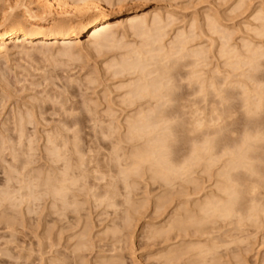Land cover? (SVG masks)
I'll use <instances>...</instances> for the list:
<instances>
[{
  "label": "rangeland",
  "instance_id": "rangeland-1",
  "mask_svg": "<svg viewBox=\"0 0 264 264\" xmlns=\"http://www.w3.org/2000/svg\"><path fill=\"white\" fill-rule=\"evenodd\" d=\"M11 1L16 3L15 0ZM18 1L19 0H17V4L19 3ZM98 1L100 2V0H93V2H95L93 4L98 5ZM135 1L115 0L114 3L113 0L112 3L116 4V8L114 7L115 9L103 5L102 2H100L99 6L100 10L102 11L110 10L113 13L119 14L120 17L117 19L115 18L114 20H121V22L122 19L120 18H125V16L128 17L127 15L131 16L133 14L145 13L147 16L151 15L152 17V15L158 14L163 20L166 19L164 20L165 22L163 21V28L164 26L166 28V24H168L169 27L162 29V34L165 36V38H163V45L165 44L169 50L175 36L179 32H184V37L187 40V44L191 42L189 45H186L189 51H191L193 48L195 50L200 47L205 49L207 53L205 56L207 58H204L202 62H197V59L195 58H193L195 60L191 61L189 60L191 57H185L187 60H184V58L180 60L179 63L183 64L182 68H180L181 74L179 72V75H176L173 83L175 86L176 81L178 80L177 88L179 86L181 89H179L180 91L177 89V93L179 92L178 94H180L181 92L187 102H183L184 109L182 108L183 111L181 114L174 119L169 120L168 123L176 129H179L180 127L193 129L196 127V120L202 122L204 127L206 126L203 128L205 131H201L200 129V133L199 130L196 133L200 137L202 136V143L207 138L217 140L215 141L217 142V145L214 142L216 147L214 146L211 152L212 160L206 159L205 161L203 160L201 162L202 165L200 164L199 166H194L192 168L193 172L191 171L190 176L189 174L187 176V179L189 177L190 182L186 184L181 182L179 185L180 182L177 181V184L175 185V191L173 192L178 193L179 196L178 194L176 195V193L173 194L172 188L170 191L174 196H164V192L166 193L168 191L166 189L170 187L163 185L164 183H162L159 179V181H155L154 179L152 180L151 174L149 173L144 174V177L132 176L130 178V183L134 184L132 186H134L133 188L135 189H131V198L132 201L136 202L137 204L140 202L141 207L139 204L136 206L139 211L135 213L137 216H132V221H134V223L129 222L130 230L127 228L129 225H126L127 229L124 227V229H121L123 232H121V230L118 231L119 234H116L117 236L119 235L118 237L114 238L116 235H110V233L108 235H104L105 228L107 226L112 227L113 224L110 222H112V220L116 219L117 217L112 215L114 210L112 209L113 211H111V208L105 209V205H101L104 206L102 209H105V211H103L101 206H98L99 204L93 198L94 193H99V191H101L99 188L103 183L99 181L98 183L97 181L95 182L93 177L92 179L94 182L91 178V181L87 182L86 184L83 182L85 186L82 191L85 195L82 193V191L78 194L75 193L78 197L76 200L79 202V210L82 209V213L78 211L80 214L79 216L81 218L83 216L84 219L80 220V217L77 215V213L74 214V212H71L68 209L66 211L67 214H65L66 218L63 216L66 219L65 222L63 217H60V219L55 215V212H52L54 209H52L53 204H51V199H48L47 197V199H45L43 195L42 198L41 194H39L41 183L40 179H42V175H44V172L48 170V168L54 166V164L48 162L47 160L49 158V153L47 151L49 146L51 147L48 141L56 142V146L59 145V148L63 145L64 141L68 142V148L66 149H71L72 151L76 150L74 147L76 144L79 145L76 146V148L78 150L81 149L84 151L82 155L84 156L85 161H89L91 158L93 159V157L105 159L110 156V154L117 156L116 154L121 155L124 153V155L127 154L125 156L127 159H129L130 154L132 156V154L135 152L134 150H136L140 144L142 145V141L138 142V144L137 142L134 144V142L131 143L127 140V138L129 139L130 136H128L124 129L126 126L125 120L129 116L133 117L135 110L132 108H126L127 106L122 102L125 98L126 92H128V88H126L127 84L133 83L136 76L126 74L124 77H115L113 74L117 67H115V64L121 62L123 57H129L128 53L130 55V51H132V49L135 50L134 48H140L143 45V39L145 38L144 35L139 36L134 34V32L131 30L128 32V28L126 29L128 33H126L124 28L121 27L122 29L120 28L121 30L119 29L120 31H117V33L119 32L117 35V42H115L113 45L111 44L109 47L96 50L94 49V46H91V44L88 45L86 42L87 35H85L82 38V42L85 44L69 49L71 55L67 53L68 55L66 56L62 55L64 54V49L59 43L49 48H40L38 46L39 48L27 52L28 55L26 53L19 54L18 50L13 49V46L10 45L11 50L8 53V57L5 59L2 58V61L0 60V75H2L0 76V195L2 196V193L6 190L9 191L11 187L13 191L10 190L11 195L8 193V191H6L9 197V203L5 201L7 204L3 202L2 197H0V214L2 215V218H8L7 221L9 220V229H3L0 216V264H99L103 261L104 257L108 259L112 257L113 254L114 257L117 256L115 261L112 262L113 264H165L166 261L161 256L162 252H160L163 250V247H174L175 245L183 243V240L185 244L191 241V244L200 243V245L204 244V246L209 247L211 244L213 245V243H215L217 247L219 246L218 248L214 249L215 251H212V255H207L205 260L202 262V260L198 259L197 257V259L194 258L199 253L197 252L198 250H191L189 247L191 244H187L185 247L189 245L188 249L190 248L192 251H187L186 254L188 255L189 261L186 258L185 261L188 264H264V59H262L264 58V54L260 57V54L262 52L264 53V0ZM70 2L73 4L71 6L76 7L78 4V0H70ZM168 17H171V20H169L170 22L167 21ZM78 19L79 17L74 18L72 22L77 23ZM209 20L213 21V24L217 26L216 30H220L219 32L215 30L214 26L212 28L208 26ZM5 23L9 24L10 22L6 21ZM223 43H226V48L223 47ZM246 45L251 46V50L248 46L250 51L255 48H259V50L256 49L259 52V56L255 55L258 59L255 65L254 62H251L248 58L250 56V52L247 53L248 50ZM227 48L229 49L230 53L233 50V53L237 52L236 54L239 56H229L230 54L226 53ZM210 49L212 50L210 51ZM69 50L67 51L69 52ZM223 50L225 51V54ZM251 53L255 54L254 52ZM236 60L238 63H240L238 64ZM164 62L168 63L167 60ZM194 62H197V64L200 65L195 67L196 63L194 64ZM185 63L187 65H185ZM195 70L199 71L198 75L201 76V81L204 82L202 85H200V87L199 84L198 86L196 85L197 82L192 80V74H189ZM191 80L195 82H192L194 85L191 84ZM198 88L200 89L198 90ZM200 90L202 93H198ZM192 93L193 95H191ZM196 93H198V96ZM260 94L262 100L259 97ZM189 95L191 96L189 97ZM258 104L260 108L256 107ZM256 108H259L260 110H256ZM191 113L193 118L191 117ZM197 117H199V119H197ZM109 124L110 126L113 124L115 128L114 131H112L113 129L111 131L108 130L107 126ZM169 124L168 126H170ZM20 125H24V136L22 139H19L20 134L18 126ZM207 127H210V130ZM204 132H207L208 135ZM255 135L258 139H256ZM247 137H250L251 139V146L249 149L250 152H247V157H249L248 162L246 160L249 166L246 165V168L243 166L231 170V159H234L236 153H238L236 151H238V149L240 150L243 141H249ZM245 138H247V140H244ZM174 139L175 140L173 143L175 144L174 146H176L177 150H182L183 148L189 149L191 148L190 146H193V144L196 142H187L186 144H190V146H185V143H182V136L180 133L179 136L176 138L174 137ZM29 142L32 143V151L29 150V148L26 149V147L29 145ZM202 143L199 142V144ZM20 144H25L24 150L29 152L31 151V154L29 152V155L26 154L28 157L25 155V159H29V156L31 155L30 160L33 161V163H30L29 166L26 165L25 169L19 173H22L24 176L18 174L15 182L13 179L10 180L12 181L10 183V181L6 180V174L8 172L6 170H9V164H14L12 161L14 153L12 152L13 155H10L11 146H17L16 148L20 149ZM126 147L129 149L127 150ZM245 148L246 145H244V149ZM98 152L99 155H97ZM79 156L80 155L78 154L77 156L73 154L72 156L70 155L69 158L71 157L76 159L77 157L79 158ZM2 160H4V162ZM7 161L9 164H7ZM17 164L20 165V163ZM4 166L5 168H3ZM250 167H252L253 171H251ZM4 171L6 172L4 173ZM226 172H231L230 175H232L235 179V183H232V186L237 185L238 188L237 186H234V189L239 190L243 197H246V201H248V203H246V209L244 208L240 212L236 213L234 217H231V221L229 218H219L217 219L216 223L211 221L212 224H210L211 222H208L206 224L207 229L213 228V230H215L214 232L212 230L208 231L207 235L210 236V238L205 234L204 237L202 236L204 239L202 237L198 238L201 234L197 232L196 226H192L189 228L186 236H184L187 237V242L185 239L182 240L183 237L179 239L182 242L177 240L178 238L174 239V236L172 239V235H175L174 233H176L174 231V233L172 232L173 234H169L171 237L168 236V239L174 241H168L170 243L164 242V238H162L163 241L158 238L157 241H155V238L153 239V242L155 241V243L158 242L159 244L158 240H160L163 245L161 244L160 246L157 245V243L153 245V242L147 238V232L149 233L148 230L150 229L149 226L151 228L152 226L156 228L161 225L165 226V224H167L166 222L169 221V217L171 218L172 214L177 212V209H179L181 203V206H187L186 201L189 200L188 207L191 208L192 204L194 205L196 202L204 201L206 197H211V194L217 198H224L222 190L225 188V185H228L229 182L227 183V180L222 176V173ZM19 178L20 181L17 180ZM192 181H195L194 184H191ZM99 183H101L100 186ZM8 184L11 187H8ZM27 184L29 188H27ZM31 184L35 189V193L31 190V193L34 194V199L32 198V200L31 197L33 195L31 196L29 190L30 188L32 189ZM121 184L120 186L122 189L124 188V185L123 183ZM160 185L163 186L160 187ZM3 187L4 189L1 192ZM170 191H168L167 194L170 193ZM185 191H187V194L190 193L191 198L188 197L187 199V196L184 195ZM193 191L194 195L192 196L191 193ZM122 192H127V189L124 188ZM25 193H27L28 196L30 195V198H28L27 194ZM182 195L185 197L183 198ZM159 196H164L167 198V201L165 200L167 202V207L164 209L165 211L162 212L164 213L163 215L154 212V208H156L155 201H158ZM133 197L135 198L133 199ZM168 197L170 198V201L168 200ZM239 197L242 198L241 194ZM10 199L13 200V202ZM118 199L119 201H122L123 198ZM165 201L163 202L165 203ZM169 202L170 204H168ZM96 203L97 205H95ZM255 205L258 212H255ZM251 208L255 210L252 211L250 210ZM259 208L262 209L259 211ZM119 209L125 210L124 206L119 207V214L121 213V210ZM3 210L6 211L8 217ZM105 212L107 214L109 213L108 215H110V219L107 217ZM253 212L256 214L252 215ZM139 213H141V216H139ZM257 213L259 214L257 215ZM74 216H78L82 223L84 220H86L87 216V220L89 219L88 224H86L87 230V225L92 226H90L89 230L87 231V238L85 239V244L87 247L83 251H77L75 255L73 254L74 250L76 249L75 245L78 243L79 237L76 235L80 234L79 230L81 232L82 226L80 225L76 229L78 231H75V227L72 226L75 222ZM252 216L254 218H252ZM104 218L105 223H102ZM44 219H46V221ZM61 220H63L62 223L60 222ZM232 220H234V222ZM257 220H260V222H257ZM89 221L91 223H89ZM119 221L120 220L118 219L115 222ZM223 224H225V227H223ZM53 225L55 226V229H52L54 228ZM66 225H70V229ZM205 227L203 228V232ZM60 230L63 231V236L61 237L59 236L61 233ZM211 231L212 233L210 234L209 232ZM194 232L196 235L199 234L198 237H193ZM46 235L47 238L45 237ZM98 237L100 239H98ZM108 237L110 239H108ZM119 237H121V239ZM119 239L122 240L123 243H121L123 245L116 242ZM201 239L202 243L200 241ZM69 240H71V243ZM177 242L179 243L177 244ZM114 245L117 247L115 248ZM223 246L225 250L222 249ZM55 260L57 261L55 262ZM170 264H175V262ZM177 264L179 263L177 262ZM180 264H182V262H180Z\"/></svg>",
  "mask_w": 264,
  "mask_h": 264
},
{
  "label": "bare ground",
  "instance_id": "bare-ground-1",
  "mask_svg": "<svg viewBox=\"0 0 264 264\" xmlns=\"http://www.w3.org/2000/svg\"><path fill=\"white\" fill-rule=\"evenodd\" d=\"M15 1H16V3L12 2L11 0H8V1L0 0V60L2 58L5 59L6 57H8V53L11 50L10 45L13 46V49L18 50L19 54H25V53L27 54V52L34 50L36 48H39V47L40 48H49V47L55 46V44L59 43L64 49V52H63L64 54H62V55L66 56V55H68L67 53L70 54L69 49H72L76 46H81V45L85 44L84 42H82V38L85 35H87V41L86 42L88 43V45L91 44V46H94V49H96V50L109 47L111 44L113 45L115 42H117L118 41L117 35L119 33V32L117 33V31L121 27L124 28V31L126 33L130 32V30H131L132 32H134V34H137L139 36L144 35L145 39H143L144 40L143 45L138 49L134 48L135 50H133L131 48L133 52L130 51V55L128 53L129 57H127V56H126L127 58L123 57L121 62H118L117 64H115V67L116 66L117 67H116V70L113 74L115 77L116 76H123L124 77V75H126V74L131 75V76H136L133 83L127 84L126 88H128V92H126L125 98L122 102L123 104H125L127 106L126 108H130V109L132 108L135 110V114L133 115V117L129 116L125 120L126 126L124 127V129H125L126 133L128 134V136H130L129 139L127 138L128 141H130L131 143L134 142V144L136 142L138 144V142L142 141V145L140 144L139 147H137V149L134 150L135 152L134 151H133L134 153L132 152L133 153L132 156L130 154L129 159H127L125 157L127 154L124 155V153H122L123 156H122V154L121 155L116 154L117 156H113L112 154H110V156H108V157L104 155L105 157H107L105 159L104 158L102 159L99 157H97V158L93 157V159L91 158L89 161H85V158L82 155V153L84 151H82L81 149L78 150L76 148V146H79V145L76 144L74 146L76 150L72 151L71 149H66V148H68L67 147L68 142L64 141V143L62 145L63 146V149H62V146H60V148H59V145L56 146V142L48 141L50 143L51 147L49 146V149L47 151L49 153L48 154L49 158L47 160H48V162L54 164V166L48 168V170H46L44 172V175H42L43 176L42 179H40L41 183H40V193L39 194H41L42 198L44 196L45 199H47V198L51 199V201L53 202V203L51 202V204H53L52 209H54V211H52V212H55V215L58 216V218L63 217V216H65V218H66L65 214H67L66 211L68 209H69V211L74 212V214L77 213L78 216L80 215L78 213V211L81 212L82 209L79 210V207H78L79 202H77L78 200H76V199H78V197L76 196L75 193L78 194L83 190V188L85 186L83 184V182L86 184L87 182L91 181L90 178L92 179V177L94 178L95 182L97 181V183H98V181L101 183L103 182L101 186H100L101 183H99V186H100L99 189H101V191H99V193L98 192L94 193L93 198L99 204L98 206L105 205V209L111 208V211L114 210V213L112 212L113 213L112 215H115L117 217L116 219H113L112 222H110L113 224V226H112L113 228L111 226H107L105 228V234H104V232H103V234L108 235L110 233V235H112V234L116 235L118 233V231H120L121 229H124V227H125V229L129 228V230H130V223L131 222L134 223V221H132V218L134 217V215H136L135 213L139 211L138 208H136V206L139 204L141 207L140 202L137 204L136 202H133L132 198H131L132 197L131 196L132 195L131 189H135V188H133L134 186H132L134 184L130 183V178L132 176H134V177H136V176L142 177L143 176L144 177V174L149 173V174H151L152 180L154 179L156 181L159 179L162 183H164L163 185L170 187V188L166 187L167 188L166 190L170 191V189L172 188L173 189L172 192H173V191H175V185L177 184V181L180 182L179 185L181 184V182H183L185 184L190 182L189 181L190 179H189V177L187 179V176H188V174L190 176V172L193 170L192 168L194 166H199L200 164L202 165L201 162L203 160L204 161L206 159L212 160L211 152H212L214 146L216 147L217 142H215V141H217V140L207 138L202 143V140H203V139H201L202 136L200 137L198 134H196L198 132V130L200 133V129L202 131V130H204L203 128L206 127V126L204 127L202 122H199L196 120L197 124H196V127H194L195 129L194 128L193 129H186L185 127H180L179 129L178 128L176 129L175 127H172V125H170L168 123L169 120L174 119L175 117H177L178 115L181 114V112L184 109L183 108L184 107L183 102L186 101V99L184 98V95L181 94V92H180V94H178L179 92L177 93V89H178V91H180L179 89H181V88H179V86L177 88V81L178 80L176 81L175 86L173 83L174 78H176V75L179 72L181 74L180 68H182L183 64H181L179 62L183 58H184V60H187L185 57H188V58L191 57V59H189L191 61L197 59V62H202V60H204V58L205 59L207 58V57H205L207 54L205 49L199 47L195 50L193 48L191 51H189V49H187L186 45H189L191 42H189L187 44V42H186L187 40L184 37V32L183 33L179 32L175 36L174 41L171 43V45H170L171 48L169 50V48H167L165 46V44L163 45V43H164L163 38H165V36H163L164 34H162L163 33L162 29L165 28V26L163 28V21L166 19L163 20L162 17H160L158 14L152 15V17H151V15H149L150 16L149 17L145 13L144 14L142 13V14H133L131 16L127 15L128 17L125 16V18L124 17L120 18V19H122V22H121V20L115 21L114 20L115 18L117 19L118 17H120L119 14L113 13L110 10L102 11V10H100V6H99L100 2H102L103 5H105L109 8L115 9L116 4L112 3L113 0L112 1H109V0H102L101 1L100 0V2L98 1V5H94L93 3H95V2H93V0H78V4H77L78 7L76 6L77 8L75 6H71L73 4L70 2V0H21V2L19 0L18 2L20 4L19 3L17 4V0H15ZM114 3H115V0H114ZM126 3H127V1H126ZM135 3H136V1H135ZM118 4H120V3H118ZM70 7H72V8H70ZM117 8H118V6H117ZM88 16H90V17H88ZM78 17H79V19H78L77 23L72 22V20L74 18H78ZM168 18H167V21L171 20V17H168ZM6 21H9L10 23L6 24L5 23ZM212 24H213V21L209 20L208 26H210L211 28L214 26L215 30H216L217 26L214 24L212 25ZM192 26H194V25H192ZM167 27H168V24H166V28ZM127 28L129 30L128 32L126 31ZM213 30H214V28H213ZM216 31L219 32L220 30L217 29ZM121 39H122V37H121ZM223 41H224V39H223ZM228 43L230 44L229 41H228ZM226 46H227L226 43L225 44L223 43V47L226 48ZM248 46L249 45H246L247 50H248L247 53L250 52V54H249L250 56L248 58L251 62H254V65H255V63H257V60H258L257 56H259V52H258L259 48H255L252 51H250L252 48H251V46H249L250 47V50H249ZM256 49H258V50H256ZM67 50H69V52ZM211 50L212 49H210V51ZM224 50H223V52L225 54ZM131 52H132V54H131ZM251 52H254L255 54H252ZM226 53L227 54L229 53L230 54L229 56H231V57H234V56L238 57L239 56L236 54L237 52L233 53V50L230 53L228 48H227ZM260 53H261V49H260ZM251 54H252V58H251ZM263 54L264 53L262 52L260 54V57L263 56ZM255 55H257V56H255ZM254 57H255V59H254ZM193 58H195V59H193ZM262 59H264V58H262ZM165 60H167L168 63H165L164 62ZM197 62H194V64L196 63L195 67L200 65V64H197ZM236 62H237V60H236ZM185 65H187V64L185 63ZM184 69H185V67H184ZM189 74H192V80L197 82L196 83L197 86L199 84V87H200V85H202L204 83L201 81V78H200L201 76L198 75L199 71L195 70ZM0 76H2V75H0ZM3 80H4V78H3ZM192 80L190 81L191 84L193 82ZM195 82H193V83H195ZM192 85H194V84H192ZM213 85H214V83H213ZM201 88L204 89L203 87H201ZM199 89L200 88H198V90ZM198 93H202L201 90ZM198 93H196L197 96H198ZM191 95H193V93ZM191 95H189V97ZM253 95H254V93H253ZM259 97L261 99V94ZM172 103H174V104H172ZM250 106H252V105H250ZM260 106H262V105H260ZM256 107H259V104ZM259 108H256V110H258ZM189 109H186V110H189ZM134 110H133V112H134ZM258 112H260V111H258ZM191 117H192V113H191ZM199 117H197V119H199ZM220 118H221V116H220ZM168 124L170 126H168ZM175 124H176V120H175ZM206 124H208V123H206ZM190 127H191V125H190ZM18 128H19V134H20L19 139H22L24 136L23 135L24 134V125H20V126H18ZM107 128L109 131H111L112 129H113L112 131H114V129H115L113 124H112V126H110V124H109L107 126ZM208 129L210 130V127ZM222 129H223V126H222ZM116 131H117V129H116ZM179 133L182 136L181 140H182L183 144L185 143L184 144L185 146L186 145L190 146V144H186L187 142L188 143H190L192 141L193 142L196 141V142L193 144V146H190L191 148H189V149H185L182 147L183 148L182 150L181 149L177 150L176 146H174L175 144L173 142L175 140L174 137L176 138L177 136H179ZM175 135H177V136H175ZM207 135H208V133H207ZM67 136H68V134H67ZM203 136H204V134H203ZM206 137H208V136H206ZM255 137H256V135H255ZM247 138L249 141H246V142L243 141L240 150L238 149V151H236L238 153H236L234 159H231V162H230V164L232 165V166H230L231 170L232 169L234 170V169H237V168H240L243 166H244V168H246V165L249 166L247 163L248 159H249V157H247L248 156L247 152L249 151L250 146H251V144H250L251 139H250V137H247ZM247 138H245L244 140H247ZM179 139H180V137H179ZM256 139H258V138L256 137ZM61 140H63V139H61ZM199 142L202 144H199ZM214 142L216 143V145H214ZM218 142H219V140H218ZM54 143H55V146H54ZM31 144L32 143L29 142V145L28 146L26 145L27 146L26 149L29 148V150L32 151V145ZM20 145H21L20 149H17L16 148L17 146L15 147L14 145L13 146L10 145L11 146V154L10 155H13V153H14L13 158H12L13 159L12 161L14 164L10 165L7 161V164H9V166H10V168L8 167V169L10 171L6 170V171H8L6 174V180L7 181L14 179L13 181L15 182L17 175L22 170L25 169V166L26 165L29 166L30 163H33V161L30 160L31 155L29 156V159H27V158L25 159V155L28 154L29 151L24 150L25 146L23 144H20ZM127 145H128V143H127ZM222 145H224V144H222ZM244 145H246L245 149H244ZM122 149H123V147H122ZM128 149L129 148H127V150ZM9 151H10V147H9ZM73 154L76 156L78 154L80 156H79V158L77 157L78 159L76 157H75L76 159H73L71 157L69 158V156L70 155L72 156ZM28 155H26V157H28ZM97 155H99V152ZM207 157H209V158H207ZM217 157H218V155H217ZM32 159H33V157H32ZM28 160H30V161H28ZM221 160H222V158H221ZM228 160H229V157H228ZM246 160H247V162H246ZM2 161L4 162V160H2ZM5 162H6V160H5ZM17 163H20V165ZM219 163H220V161H219ZM205 166H206V164H205ZM209 166H211V165H209ZM3 168H5V166ZM11 168H12V170H11ZM250 168H251V171H253L252 167H250ZM44 169H45V167H44ZM6 171H4V173ZM248 172H249V170H248ZM255 172H256V170H255ZM2 173H3V171H2ZM230 173L229 172L228 173L227 172L222 173V176L226 178L227 183L229 182L228 185H225V188L223 187L224 188L223 190L221 189L224 198H219V197L217 198L215 196H212L213 194H211V197H206L204 201L196 202L194 205L192 204L191 208H193V209L188 207L189 200L188 201L185 200L187 206L186 205L181 206V204H182L181 203L179 209H177V212L174 211L175 213L172 214L171 218L169 217V221L166 222L167 224H165V226L161 225L158 228L153 227V226L151 228L149 226V228L151 230L149 228H148L149 230L147 229L149 231V233L147 232V234H148L147 238L152 242H153V239H155V238H156L155 241H157V238L161 239V241H163L162 238H164V242H168L171 240V239H168V236H170L169 234L170 233L173 234L175 231L176 233H174L175 235H172V239H173V236H174V239L178 238L177 240H179L183 237L182 240L185 239V241L187 242L188 241V240H186L187 237H184V236H186L189 228L192 226H196L197 232L199 234H201V235L198 234L200 236V237H198V235H196V233L194 232L193 237L197 236L198 238H201L202 236L204 237V234L206 236H208L207 235L208 231H210V230H212L213 232L215 231V230H213V228L207 229L206 224L208 222L210 223L212 221V222L216 223L217 219H219V218H225V219L229 218L231 221V217H234V215L236 213L240 212L244 208L246 209V203H248V201H246V197H243L242 193L239 190L234 189V186H237V185L232 186V183H235V179L233 178L232 175H230ZM19 175H22V173ZM25 175H26V173H25ZM22 176H24V175H22ZM17 180L20 181V178ZM94 180H93V182H94ZM240 181H241V179H240ZM11 182L12 181H10V183ZM194 182L192 181L191 184H194ZM121 183H123L124 188L127 189V192H125V193L122 192L124 190V188H122L123 190L121 189V186H120ZM21 184H23V183H21ZM185 184H183V185H185ZM245 184H246V182H245ZM9 186L10 185L8 184V187ZM162 186L160 185V187H162ZM33 187L34 186L32 185V189L31 188L29 189L30 193H31V190L35 193V189ZM27 188H29L28 184H27ZM237 188H238V186H237ZM3 189H4V187L1 189V192L3 191ZM94 189H96V188H94ZM182 189H184V188H182ZM246 189H247V187H246ZM10 190L13 191L12 187H11V189H9V191L8 190H6V191H8V193L11 195ZM21 190H22V188H21ZM97 190H98V188H97ZM6 191H4L2 193L3 195L2 196L0 195V197H2L3 200L2 199L1 200L3 202L6 201L7 203H9L8 202L9 197H8V193ZM27 191H28V189H27ZM219 191H220V189H219ZM38 192H39V190H38ZM167 192L166 193L164 192V196L166 195V197L168 195H173L176 193V192L175 193L173 192V194H172V192L170 191V193L167 194ZM82 193H83V191H82ZM180 193H182V192H180ZM249 193H250V190H249ZM25 194H27V193H25ZM177 194L178 193H176V195ZM191 194L193 196L194 191ZM240 194H241L242 198L239 197ZM184 195L187 196V199H188V197L191 198L190 193L187 194V191H185ZM29 196L27 194L28 198H30ZM31 196H32L31 197V200H32V198L34 197V194L31 193ZM164 196H159V199L157 198L158 201H155L156 202L155 203L156 208H154L155 209L154 212H156L157 214H160V215L164 214L162 212L165 211L164 209L167 207V205H166V203H167L166 199L167 198ZM178 196H179V194H178ZM91 197H92V193H91ZM135 197H133V199ZM175 197H177V196H175ZM184 197L185 196H183V198ZM39 198H40V195H39ZM118 198H121V199L123 198V199H122V201H119ZM36 199H38V198H36ZM168 200L170 201V198ZM11 201L13 202V200H11ZM163 201H165V203ZM172 201H173V199H172ZM97 203L95 205H97ZM168 204H170V202ZM10 206H11V204H10ZM123 206H124L125 210L119 209V210H121V213L119 214L118 212H120V211H118V208L123 207ZM260 206H261V203H260ZM102 207L104 208V206H101V209H102ZM126 207H128V208H126ZM187 207L190 209H188ZM257 207H258V205H257ZM253 208H251L250 210L253 211L256 209L255 212H258L256 205H255V209H253ZM43 209H44V207H43ZM95 209H96V207H95ZM105 209L104 210L102 209V210L105 211ZM136 209H137V211H136ZM261 209L259 208V211ZM143 210H144V207H143ZM3 211L5 212V214H7L5 210H3ZM88 212H89V210H88ZM108 214H107V217L110 216ZM140 214L141 213H139V216H141ZM254 214H256V213L253 212L252 215H254ZM258 214L259 213H257V215ZM100 215H103V214H100ZM242 215H243V213H242ZM0 216H1V222L3 224L2 225L3 229H7V228L9 229V227H8V221L9 220L7 221L8 218L7 219H4V217L2 218L1 214H0ZM88 216H89V213H88ZM250 216H251V214H250ZM7 217H8V214H7ZM77 217H75V219H74L75 222L72 226L75 227V231H78L76 229L80 225L82 226L81 227L82 229H81V232L79 230L80 234L76 235L79 237H78V243L75 245L76 249L74 250L73 255H75V253L77 251H83L87 247V245L85 244V239L87 238V231L89 230V228L91 226V225L90 226L87 225V227H88V230H87L86 224H88V220H89V219L87 220V216H86V220H84L83 223H82V221H80V220L84 219L83 216H82V218L79 216L80 220H79V217H78V219H77ZM112 217H114V216H112ZM255 217H257V216H255ZM249 218H251V217H249ZM252 218H254V217L252 216ZM109 219H110V217H109ZM118 219L120 220L119 221L120 223L115 222ZM236 219H237V217H236ZM44 220L46 221V219H44ZM99 220H98V222H99ZM222 220H224V219H222ZM85 221H87V222H85ZM232 221L234 222V220H232ZM60 222L62 223L63 220H61ZM65 222H66V219H65ZM67 222H68V220H67ZM69 222H71V221H69ZM91 222H92V220H91ZM91 222L89 221V223H91ZM212 222L210 224H212ZM257 222H260V220L259 221L257 220ZM102 223H105V218H104V221H102ZM63 224H62V226H63ZM70 224H72V223H70ZM126 225H129V227L126 228ZM66 226H68L70 229V225H66ZM68 227H67V229H68ZM204 227H205V229L203 232ZM223 227H225V224H223ZM10 228H11V226H10ZM52 229H55V226ZM206 229H207V231H206ZM215 229H217V228H215ZM49 230H50V228H49ZM132 230H133V228H132ZM65 231H66V228H65ZM145 231H143V232H145ZM212 231L209 233L211 234ZM60 232L61 233L59 234V236L61 237V236H63V233H62L63 231L60 230ZM121 232H123V231L121 230ZM49 233H48V236H49ZM234 233H235V231H234ZM149 234H150V236H149ZM143 235H145V234H143ZM118 236L116 235V236H114V238L118 237ZM45 237L47 238V235ZM197 237H195V238H197ZM208 237L210 238V236H208ZM119 238L121 239V237H119ZM122 238H123V235H122ZM237 238H238V236H237ZM98 239H100V238L98 237ZM108 239H110V238L108 237ZM120 239L117 240L116 242L121 243L122 240H120ZM43 240H44V238H43ZM55 240H57V239H55ZM70 241L71 240H69V242ZM155 241L153 242V245H155L156 243H157V245H160V246H161V244L163 245V243L160 240H158L159 244H158V242L155 243ZM171 241H174V240H171ZM179 241H181V240H179ZM200 241L202 243V239ZM214 241H215V239H214ZM233 241H235V240H233ZM86 242H87V240H86ZM170 242H168V243H170ZM178 243L179 242H177V244ZM189 243L187 242L185 244L184 240H183V243H181L179 245H175L174 247H167L166 246V248H164L162 246L163 250L161 248L162 251H160V252H162L161 256L166 261L165 264H170L173 262H175V264H177V262L179 264H180V262H182V264H188L185 261L186 259L188 260V255H186V254H187V251H191V250H193V251L198 250L197 252H199V253L194 258L197 257L198 259L202 260V262H203V260H205L207 255L210 256L212 251H215L214 249L219 247V246L217 247L215 245V243H213V245L211 244L212 247L211 246H209V247L204 246V244L200 245V243H197V244L196 243L195 244L190 243L191 245L190 246L188 245L191 248V250H190V248L188 249V246L185 247ZM193 243H194V241H193ZM55 245H56V243H55ZM105 245H106V243H105ZM114 246H115V248L117 247L116 245H114ZM114 246H113V249H114ZM222 249H224V246ZM111 250H109V251H111ZM107 252H108V250H107ZM116 257H114V254L112 257H110L108 259L104 257L103 261L99 264H113L112 262L115 261ZM161 260H163V259H161ZM190 260H191V257H190ZM56 261L57 260H55V262ZM58 262H59V260H58ZM183 262H186V263H183ZM48 264H50V263H48ZM117 264H120V263H117Z\"/></svg>",
  "mask_w": 264,
  "mask_h": 264
}]
</instances>
